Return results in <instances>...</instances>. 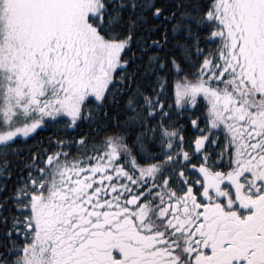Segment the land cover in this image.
<instances>
[{"label": "snow or ice", "instance_id": "snow-or-ice-1", "mask_svg": "<svg viewBox=\"0 0 264 264\" xmlns=\"http://www.w3.org/2000/svg\"><path fill=\"white\" fill-rule=\"evenodd\" d=\"M0 264H264V0H0Z\"/></svg>", "mask_w": 264, "mask_h": 264}, {"label": "trees", "instance_id": "trees-1", "mask_svg": "<svg viewBox=\"0 0 264 264\" xmlns=\"http://www.w3.org/2000/svg\"><path fill=\"white\" fill-rule=\"evenodd\" d=\"M53 131L52 126H48L45 129H43L42 131H39L36 133V135L33 137L32 140H27V144H31L33 143V141L35 140H39L41 137L47 139V136L49 135V133H51ZM24 139V138H21Z\"/></svg>", "mask_w": 264, "mask_h": 264}]
</instances>
